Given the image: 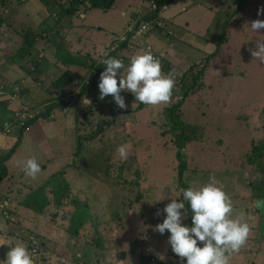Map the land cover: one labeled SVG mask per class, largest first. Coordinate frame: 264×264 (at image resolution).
Instances as JSON below:
<instances>
[{"label":"rangeland","instance_id":"obj_1","mask_svg":"<svg viewBox=\"0 0 264 264\" xmlns=\"http://www.w3.org/2000/svg\"><path fill=\"white\" fill-rule=\"evenodd\" d=\"M7 1L9 3L4 2L0 5V16H2L0 20L9 25V27L3 26L0 29V46L4 47V50H10L11 46H15V38L18 41L22 37V33H14L11 29L18 32L27 29L40 31L46 17L52 19L54 16L57 17L56 9L52 14H49L43 5L38 6L36 0H27L22 5L19 0ZM179 1L174 0L173 3H179ZM224 1L200 0L198 5L194 7L196 19H192L193 11H186V13L180 11L178 13V18H182L184 15L185 22L188 19L192 20L189 22L188 28L182 20L181 25L184 29L177 27L178 31L185 33L189 42L187 46L190 52L186 56L190 59L175 52V59L178 61L172 60L170 63L174 64L175 69H177L176 82L184 70L193 63L200 61L208 53L213 52V43L218 41L219 34L224 33L222 23L227 17V14L223 13ZM233 4L230 5L231 11ZM262 7H264V0L249 1V6L244 8L245 11L241 12L237 19V21L245 22L244 29L231 32L232 34L228 36L229 43L208 65L205 76L201 80L202 87L196 90L194 94L189 95L182 104L181 111L184 113V120L205 130L196 144L192 143L188 146L189 144L186 143L184 149L178 150L175 142L179 132L173 131L168 123L165 126L160 120L163 113L167 111L165 107L180 101L182 93L186 91V87L183 88L182 85L175 87L170 103L147 106L142 109L137 107L139 102L135 101L132 93L123 91L121 95L124 97L127 106L125 111L120 110L111 96H107L101 101L88 94L84 99H75L70 101L68 105L55 108L48 118V120H53L52 124L43 125L42 128L35 125L37 135L32 140L46 159L45 168L40 166L41 172L36 179H32L26 176L22 170L21 162L27 158L15 154L6 167L8 173L17 178L13 183L10 180L6 182V186H13L14 182L20 179L18 176L24 177L26 182L23 179L22 182L27 183L26 185H37L50 175L58 173L73 159L77 134H87L91 128L95 129L98 120H110L113 116V110L120 111L116 114L113 126L104 132V137L93 141L90 144V149L93 150L89 153L82 152L79 161L78 158H75L76 164L72 168L79 169L80 172L86 174L80 178L81 180L79 178L75 180L71 193L74 192L81 201L88 199L90 216L95 225V230H91L89 236L99 238L101 246L97 249V247L94 248L84 242L74 245L72 241L60 245L64 248L60 249L61 252L59 251L61 258L52 257L53 260L60 261L62 259L60 264H69L66 259L72 264H107L105 260L108 259V264H147L149 257H155L158 260V256L161 254L158 249H150L151 243H148L150 241L148 239L151 236L156 240L158 239V242L165 247V251L162 253L165 257L172 254L171 247L167 243L170 233L161 235L154 229L166 218V213H163L162 210L171 200L186 202L183 201L180 192L181 187L177 180L178 165L182 163L185 168L183 182L187 187L202 186L208 182L210 176L214 177L223 185L224 190L231 197L235 209L234 214L241 212L244 214V220L250 227V234L245 246L241 248L239 253L232 255L230 264H264V240L260 239L258 233L262 220L254 208L255 201L259 200L260 197L264 198V158L257 160L261 171L256 170V172L253 171L252 167L247 165L246 167L245 161H242L245 153L252 151L251 145H254L255 148L264 147V64L254 60L251 55V51L255 50L256 41L264 40V30L255 33L250 28L252 21L257 19L264 21V12H261L259 16L257 15L258 9ZM84 15L85 21L82 26L96 27L87 32L86 41L90 49L102 51L105 47L111 46L112 41L117 38L115 34L122 22L115 24L114 21L117 22V20L114 19L112 13H101L100 10L90 9ZM121 18L122 21L128 20L127 17L122 16ZM214 19L217 21L211 24ZM201 20H203V24L200 26ZM123 36H128V33H123L120 38ZM47 38H51V35ZM41 42L43 43L40 40L39 43ZM198 54L201 56L199 60L196 59ZM47 55V53L43 54V56ZM37 56L38 52L34 54L35 58ZM23 64L21 76L25 77L28 73V66L24 61ZM38 65L41 76L47 67L43 61L39 62ZM54 74L57 76V71H54ZM8 77V74H4V78ZM29 81L24 85L28 86ZM48 83L49 81H47ZM82 84L87 83H83L82 80L75 96L80 95ZM30 88L42 91L39 86L32 85ZM6 91L9 93L11 101L16 102L18 100L19 92L17 97L13 95L15 91H18L14 85L1 84L0 98L6 97ZM43 95L46 94L43 93ZM70 97L67 96L66 100L64 98L63 101L68 102ZM32 99L33 101L40 100L37 95L33 96ZM87 101H90V104ZM44 104L52 105L53 103L45 102ZM29 105L33 108L36 102ZM87 108L93 111V115L77 120L76 114ZM41 110L44 111L43 108ZM29 111L33 110L29 109ZM13 113V118L8 119L9 123H4L9 128L3 129L6 126L3 124L0 127V137L10 135L13 129L17 133L22 131L23 134H27L31 130V128L25 129L26 121H28V110L20 112L15 109ZM21 116L27 118L23 121ZM66 118L72 122L70 126H68ZM186 133L188 134L187 131ZM72 134L75 135L74 144L70 145L67 135L70 137ZM0 140L2 139L0 138ZM135 142L141 143L139 151L136 153L140 158L138 164L143 172L139 178L133 169L131 175L125 179L116 178L115 175L105 177L104 170L93 171L95 163L104 167L108 163L114 162L113 157L117 153V147L122 144L131 145ZM178 152H181V161L176 158ZM32 157H34L32 152L28 151V159ZM60 160L61 163L54 166ZM38 163L41 164L42 162ZM164 163H168L169 166H165ZM139 165L135 163L133 166L139 167ZM157 167L169 168L171 173L163 175L162 179ZM68 174L73 176L75 172L68 171ZM255 187L262 190L258 191ZM20 189L22 191V188ZM18 194L17 192L11 196L14 197V200L10 198L9 214L10 210L13 211L12 214H16L17 209L20 208L19 199L16 197ZM68 195L74 198L73 195ZM1 206L3 205L0 204ZM158 210L161 213L159 216L156 215ZM1 213L4 214V211ZM25 217L31 218L27 214ZM18 220L19 217L17 216ZM116 224L120 225L121 234H118L119 230ZM182 224L189 226L188 216L182 221ZM12 227L4 219H0V228L2 229L0 230V241L6 243L5 246L9 249L21 243L27 246L28 234H19L17 230L20 229L16 226L13 231ZM26 228V224L23 223V229ZM42 231H49L51 235L52 240L47 245L54 240L55 244L59 246L56 242L60 240L58 230L45 226ZM94 231L96 235H93ZM21 233L23 232L21 231ZM35 234L37 235L35 237L37 242L40 236L36 232ZM85 240L91 242L89 237ZM135 240L138 241V245L131 246ZM141 240L142 242H140ZM147 249L150 251L147 252ZM33 258L35 257L33 256ZM150 263L152 264L151 261Z\"/></svg>","mask_w":264,"mask_h":264},{"label":"trees","instance_id":"obj_2","mask_svg":"<svg viewBox=\"0 0 264 264\" xmlns=\"http://www.w3.org/2000/svg\"><path fill=\"white\" fill-rule=\"evenodd\" d=\"M19 1L22 5L27 0ZM249 1L250 0H225L223 2V13L227 14L226 19H224V22L222 23L224 33L219 34L217 37L219 38L218 41L213 43V52L208 53L206 56L200 59V61L193 63L186 70H184V73L175 84V87L181 85L183 88L186 87V91L182 93L179 102L173 103L169 107H165L167 111L163 113L160 120L165 126L166 123H168L170 124V127L173 131L179 132L175 142L178 150L184 149L186 143L189 144L188 146H190L192 143L196 144V142L201 139L200 137L202 134L205 133L204 128L189 124L184 120V113L181 111V107L184 100L189 97V95L194 94L196 90L202 87L201 80L205 76L204 74L208 65L217 57L222 47L230 41L228 36L232 34L231 32H235L236 30L241 31L244 29L243 25L245 22L242 20L237 21V19L241 12L245 11L244 8L247 4H249ZM4 2L9 3L7 0H0V5L4 4ZM36 2L38 6L43 5L49 14H52L54 9H56L55 14L57 17L54 16L53 19L51 17H46L44 19V23L42 24L43 27H40V31L28 30L24 34L25 37L22 38L20 50L16 49L14 52L12 51L11 55L6 57L7 62L16 60L19 62V64H23L24 61L28 66V79L33 82L34 79H36L35 77L40 76L38 70L39 62L43 61L44 65L47 67L44 71V74L48 75L49 73L48 78L50 81L47 87L49 94H47L46 99L43 101H37L33 108L28 104V109L30 107L35 112L33 114L34 119L32 118L26 121L27 126L25 129L28 128V130L36 121H48V118L51 113H53V110L62 106L64 102H60V99L64 96L66 88L76 85L78 82H80L81 85L82 80L83 83H87L82 84L80 95L71 96L68 99V102L75 99H81L82 97L87 96L89 93H97L98 84L100 82L99 77L101 72L104 71L105 67V65L102 63L103 59L114 57L116 59L122 60L127 66L132 55L143 52L142 46L147 45L153 48L152 43L159 41L163 44L165 50H174L175 48L173 47V44L177 43L180 36L174 31L164 35L165 30L168 28L166 25L168 21L163 26L156 27L148 34H138L137 32L139 24L155 18L157 16L158 10L162 6H169L173 4L174 0H36ZM232 3L234 4L233 10L231 11L230 5L232 6ZM153 5H157L156 10L151 8ZM90 9L100 10L101 13H112L114 19L117 20V22L114 21L115 24L122 22L117 33L115 34L117 38L112 41L111 46L105 47L102 51H97L94 48L90 49L86 41L87 32L91 28H96L94 26H82L83 22L85 21L84 14ZM184 9H187V7ZM122 14H127L128 20L122 21ZM134 20H137L134 29L132 31H127ZM131 21L132 23H130ZM215 21L217 20L214 19L211 24H213ZM171 23L175 28L180 26V24H177L174 21H171ZM168 29L171 30V28ZM123 33H129L125 41H121L120 38ZM49 35H51V38H47ZM153 37L154 41L151 40ZM40 40L43 41V43H39ZM139 43L142 45L140 46ZM36 52H38L37 58L34 57ZM44 53H47L48 55L43 56ZM155 56L161 61L163 73L168 74L171 72L174 79H177V69H175V66L169 65L168 62L166 63V61L163 60L158 53H155ZM54 71H57V76H55ZM117 79L119 80V76ZM31 81L30 85L32 84ZM15 87L19 90L18 92L20 96L24 95L26 92L28 93V91L23 90V87L20 85ZM174 92L175 88L173 90V93ZM93 97H97V95H93ZM45 102L48 104H53L46 105L44 104ZM147 106L151 107L139 102L137 107L142 109ZM41 108H43L44 111H42ZM90 108H87L83 112L76 114V119L79 120L84 119L86 116H92L93 111H91ZM120 110L125 111V109ZM119 112L120 111L113 110V116L110 120H98L95 129L91 128L87 134H77L75 152L72 156L73 159L71 160L70 164L59 170L58 173L50 175L47 179L41 181L37 185L34 184L35 186L33 184L21 185V188L26 187L30 191L32 189V193H29L25 200V203L27 201L30 202L29 210L32 213V218L30 219L29 231L32 232V235L36 237L37 235L35 232L42 235V230L44 227L49 226L50 229L55 228L58 230L60 236V240L56 241L59 246L55 244L54 240L50 242L51 244L47 245V243L52 240L51 235L49 234L50 230L45 232L47 237H50L49 239L44 238V241H39L38 243L35 241L28 242L27 247L29 250L32 249L31 251L35 257L34 260L36 261V264H60L62 259L57 261L53 260L52 257L56 259L61 258L59 251L61 252L62 250L60 249L64 248L60 245L70 243L72 241L74 245H79L81 242H84L94 248H100V239L89 236L91 234V230H95V225L93 219L90 216L89 203L87 201L88 199L81 201L74 192L71 193L72 188H74L75 180L77 178L80 179L83 175L86 176V174L80 172L79 169L72 168H74V165L76 164L75 158H78L79 161L82 152L86 151L89 153L91 150H93L90 149V144L93 141H95L97 138L104 137V132L113 126L112 124L114 123L116 114ZM99 140L101 141V139ZM131 145L132 147L127 160H121L118 153H115L116 155L113 157V159H115L114 162L111 160L112 162L108 163L104 167H102V165L99 163H95V169L93 171L99 172L100 170H104L103 174L105 177L115 175L116 178L125 179L131 175V170L133 169L139 178L141 175H143V172L141 166L138 164L140 158H138L136 153L139 151L141 143L135 142ZM251 148L252 151L245 153V155L242 157V161H245V166L247 165L252 167L254 172H256V170L261 171L257 164V160L264 158V147L261 146L255 148L254 145H251ZM12 150L13 149H11L7 154L0 156V183L9 180L13 183V181L17 178L10 175L7 172V169H5L6 163L12 156ZM84 156L87 157L86 155ZM176 156V158L181 161V152H178ZM132 162H135L137 165H139V167L133 166L135 163ZM164 165L169 166L168 163H164ZM178 166L179 169L177 180L181 188L187 189V185L183 182L185 168L182 166V163H180ZM114 168H116L115 171H113ZM157 170H159L162 179L163 175L171 173V169L169 170V168L161 169L157 167ZM68 171H74L75 175L71 176V174H68ZM249 173L254 174L253 172ZM8 175L11 176L10 179H8ZM11 187V185L8 187L3 185V187L0 188V200H10V198L14 200V197H11L13 196V193L10 189ZM255 189L258 191L262 190L258 187H255ZM17 192L20 194L22 191L21 189H18ZM68 194L73 195L74 198H71V196ZM254 194L257 193L254 192ZM262 198L263 197H260L259 199ZM185 207L188 209L187 202H185ZM12 212L13 211L10 210V215L14 217V221H6V223L14 225V223L17 222V215L15 213V215L12 214ZM187 216L188 225L191 227L190 210H188ZM116 226L119 230L118 234H121L120 225L116 224ZM0 230L2 229L0 228ZM93 235H96L95 231L93 232ZM88 237L91 239V242L88 240L84 241V239ZM148 240H150L148 243H151V247L153 244H156L155 247H157V244H159L158 239L156 240L152 236ZM140 242H142V240ZM137 243L138 241L135 240L131 246H134V244L138 245ZM66 260L69 264H72V262H70L68 259ZM108 260H105L107 264ZM179 263L180 262H178V264ZM181 264H186V260L183 262L181 261Z\"/></svg>","mask_w":264,"mask_h":264},{"label":"clouds","instance_id":"obj_3","mask_svg":"<svg viewBox=\"0 0 264 264\" xmlns=\"http://www.w3.org/2000/svg\"><path fill=\"white\" fill-rule=\"evenodd\" d=\"M151 8L156 10L157 5ZM167 9L168 5L162 6L155 18L139 24L138 34H148L156 27L163 26L167 22L165 19ZM181 11L186 12V9H181ZM261 12H264V7L258 9L257 15L259 16ZM126 15L121 16L128 18ZM136 22L137 20L133 23L131 21L132 24L127 31H132ZM184 24H186L185 21ZM166 25L171 30L167 28L164 35L178 31L171 22H167ZM177 27L184 29L182 25ZM250 28L253 32L260 33L264 30V21L259 19L252 21ZM251 55L254 60L264 64V40L256 41L255 50L251 51ZM102 63L105 67L99 77V100L103 101L105 97L111 96L115 104L123 110L127 106L121 92L126 91L133 94L135 101L144 105L158 106L171 102L176 81L171 72L163 73L161 61L151 51L132 55L127 66L122 60L114 57L105 58ZM87 102L90 104V101ZM130 150V144L120 145L117 148L119 158L127 160ZM22 165L25 175L32 179H36L41 172L40 164L35 157L23 161ZM31 191L28 190V194H31ZM180 192L183 201L187 202L188 209L184 202L171 200L162 210L166 213V218L155 226L154 231L161 235L166 230L170 233L167 243L182 262L186 260V264H230L232 255L239 253L250 234V227L244 220V214L242 212L234 214L235 209L231 197L214 177L210 176L208 182L202 186L181 188ZM20 194L16 196L18 199ZM25 200L26 197L20 203L18 202L23 210L17 209L16 215L19 220L12 228L14 231V227L17 226L20 229L17 233L28 234V242H34L35 237L29 231L32 217L28 219L25 217V214L31 216L30 202L25 203ZM188 210L191 211V227L182 224L187 217ZM160 214L158 210L156 215ZM4 218V214L0 212V219ZM23 223L26 224V229H23ZM38 234L40 238L37 243L44 241V237L48 238L44 231L42 235ZM31 250L22 243L17 244L11 247L6 254V259L0 261V264H36ZM158 258L164 260L165 255L160 254Z\"/></svg>","mask_w":264,"mask_h":264},{"label":"crops","instance_id":"obj_4","mask_svg":"<svg viewBox=\"0 0 264 264\" xmlns=\"http://www.w3.org/2000/svg\"><path fill=\"white\" fill-rule=\"evenodd\" d=\"M199 1L200 0H180L179 3H173V4L169 5L168 9L166 10V13H165V19L168 22L174 21L177 24L181 25L182 24L181 20L184 21L185 18H184V15L182 16V18H178V13L181 11V9L183 10L185 6H187V9H186L187 12L188 11L189 12L190 11L194 12L193 15H192V19H196L195 16H194L195 15L194 7H196L198 5L197 3ZM247 6H249V4H247L246 7ZM0 17H2V16H0ZM192 19H188V21L186 23L187 28L189 27V22ZM201 24H203V20L200 21V26H201ZM3 26H8L9 27L8 24H4L3 21L0 20V29ZM11 31H13L14 33H22L21 34L22 37H20V40H18V41L15 38V40H14L15 46H11L10 50H4L5 48L0 46V85L1 84H6V83L8 85H14V86L20 85L21 87H23L22 89L23 90H27L28 93L26 92L22 96L19 95V98H18V100L16 102L10 100L9 93L7 91H6V97L0 98V111H2V114H0V127L3 126V125H6V124H4L6 122L9 123L8 119L13 118V114H14L13 112H14L15 109L19 110L20 112L31 109L30 107L28 109V104H31L33 102H37V101H33V99H32L33 96H35V95L39 96L40 101H43L44 99H46V96L48 94L47 87H48V84H49V83L47 84V81H50V79L48 78L49 73H48V75L43 73L41 76L35 77L36 79H34V82H33L30 79H28V76H25V77L21 76V72L23 70V64H19V62L16 61V60H12V61L7 62L6 57L11 55L12 51L14 52V50H16V49L20 50V48H21L20 44L22 42V38L25 37L24 34L28 31V29L26 31H22V32H18L17 30H12V29H11ZM175 33H178V35H180L179 38H178L177 43L173 44V47L177 51L175 49L174 50L173 49L172 50H170V49L169 50H165L164 46H163V44L161 42H159V41L153 42L154 41L153 40L154 37L151 39V40H153L152 41L153 42L152 43L153 44L152 47H153V49H155L154 51L156 53H158L159 56L161 55V57H163L165 59L166 63L168 62L169 65H174V64L170 63V61H172V60L178 61L177 59H175V57H176L175 56V52L180 53L181 55H184L186 58L188 57L186 55L190 52L188 50V46H187V43L189 44V42L187 41V39L185 37V33H183L182 31H177ZM228 43L229 42H227V44ZM227 44H225V45H227ZM15 58H17V57H15ZM188 58L190 59V57H188ZM199 58H201V56H199V54L196 55V59L199 60ZM187 61H189V60L187 59ZM4 74H8L9 77L8 78H4ZM20 77H22V80H20ZM28 80H30L32 82V84L30 85V81H29L28 86L24 85V83H28ZM75 83H76V81H75ZM32 85L33 86H39L40 85L42 91H37L34 88H30ZM79 86H80V82H78V84L76 83V85H73V86H70V87L66 88L65 92H64V96H73V95L75 96L76 95L75 93H76L77 89H79ZM28 88H29V90H28ZM43 93L46 94V95H43ZM93 95H97V97H93ZM89 96H92V98L98 99V97H99V88H98L97 93H94V94H92V93L90 94L89 93ZM81 99H84V97H82ZM29 102H31V103H29ZM66 103L64 102L62 104V106L68 105L69 102L67 104ZM66 120L68 122V126H70L72 124V122L69 121L67 118H66ZM52 121L53 120L35 122L32 125L31 130L27 134L21 133L22 131H20V133H17L15 131V129H13V130H11L10 135H7L6 137H0L2 139V140H0V156H3L5 154H7L11 149H13L12 150V156L10 157V159L7 162L9 164L15 154L24 156L25 159L26 158L28 159V151L29 152L31 151L32 155L37 159V161L38 162H42L40 164V166L41 167L43 166L45 168V163H47V162H45L46 159H45L44 155L39 151V149L37 148L34 140H32V139L37 135V131L35 130V125L38 126L39 128H42L43 125H46L48 123L52 124ZM67 137L69 138L68 139L69 144L70 145L74 144L75 135L72 134L70 137L67 135ZM7 163H6V165H7ZM60 163H61V160L59 161V163L54 164V166H56L57 164H60ZM22 167H23V165H22ZM5 169H7V167H5ZM7 172H8V170H7ZM18 178H20V179L16 183H14V185L10 188L11 192L14 195L17 193L18 189L21 188V185L25 184V183L22 182V179L24 180V177H19L18 176ZM8 179H9V175H8ZM6 182H9V181H6ZM6 182L5 181L1 182L0 183V188H2L3 185L5 187H8V186H6ZM27 195H28V188H22V192L20 194V198H19L18 202L20 203L21 200L23 198H25ZM2 201H4V199L0 200V202H2ZM8 201H9V208H10V200H8ZM20 210H23V208H20ZM24 211L28 212V210H25V209H24ZM9 225L13 226L12 224H9ZM166 233H168V232L165 231L164 234H166ZM0 242H1L0 246L1 245H4V246L6 245V243H4L3 241H0ZM200 246H202V245H200ZM152 248H155V250L158 249L161 254L165 251V247L162 246V243L157 244V247H155V246L153 247L152 246L150 249H152ZM150 249H147V252L150 251ZM150 258H155V257H149L147 259V264H149ZM158 261L161 264H169V263L170 264H178V262H181L180 258L177 257L173 253L170 254L168 257H165L164 260H159L158 259Z\"/></svg>","mask_w":264,"mask_h":264},{"label":"bare ground","instance_id":"obj_5","mask_svg":"<svg viewBox=\"0 0 264 264\" xmlns=\"http://www.w3.org/2000/svg\"><path fill=\"white\" fill-rule=\"evenodd\" d=\"M129 34V33H128ZM126 38H127V36L125 37V36H123V37H121V41L123 40V41H125L126 40ZM125 39V40H124ZM137 42V41H136ZM140 44V43H139ZM142 44H140V46H141ZM114 48V47H113ZM142 51L144 52V51H151V53L155 56V51L153 50V48H151L150 46H147V45H145V46H142ZM156 57V56H155ZM19 91V90H18ZM18 91L16 92H14L13 93V95L15 96V97H17V94H18ZM65 98V100H66V98H67V96H64V97H62L61 99H60V102H65V100L63 101V99ZM29 111V110H28ZM23 114V113H22ZM27 117L26 116H21V119L24 121L25 119H26ZM33 118V111H29L28 112V119H32ZM34 119V118H33ZM21 120V121H22ZM6 127H8L7 125L6 126H4V128L3 129H5ZM9 128V127H8ZM262 199H264V198H262ZM260 200V199H259ZM258 201V200H257ZM255 203H256V201H255ZM1 205H3V206H1L0 208H1V210H0V212H3L4 211V215H5V218H4V220L5 221H14V217L12 216V215H10L9 214V212H8V210H9V201H4L3 203H0ZM254 208H255V204H254ZM255 210H256V208H255ZM257 211V210H256ZM258 212V211H257ZM259 214V213H258ZM260 215V214H259ZM261 217V216H260ZM261 220H262V218H261ZM262 223V222H261ZM261 225V224H260ZM260 227V226H259ZM260 237V236H259ZM260 239L261 240H264L263 238H261L260 237ZM2 247H4V248H6V251H5V255H4V257L6 256V253L10 250L9 248H7L6 246H4V245H1L0 246V248H2ZM3 261V260H2ZM150 261L152 262V264H161L157 259H155V258H150V260H149V263H150ZM151 264V263H150Z\"/></svg>","mask_w":264,"mask_h":264},{"label":"water","instance_id":"obj_6","mask_svg":"<svg viewBox=\"0 0 264 264\" xmlns=\"http://www.w3.org/2000/svg\"><path fill=\"white\" fill-rule=\"evenodd\" d=\"M255 208L262 218V223L259 227V236L264 239V199H260L256 201ZM5 251H6V248L4 247L0 248V261L5 259L4 257Z\"/></svg>","mask_w":264,"mask_h":264}]
</instances>
